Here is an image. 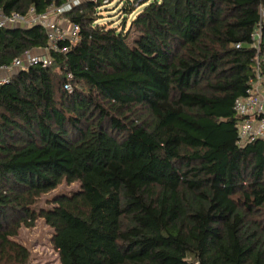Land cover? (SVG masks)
<instances>
[{
	"label": "trees",
	"instance_id": "16d2710c",
	"mask_svg": "<svg viewBox=\"0 0 264 264\" xmlns=\"http://www.w3.org/2000/svg\"><path fill=\"white\" fill-rule=\"evenodd\" d=\"M110 3L65 11L79 39L0 84V264H32L16 236L38 217L61 264H264V138L240 145L234 108L264 72V0ZM48 45L41 25L1 27L0 65ZM63 182L80 187L38 209Z\"/></svg>",
	"mask_w": 264,
	"mask_h": 264
},
{
	"label": "built area",
	"instance_id": "2783aa9c",
	"mask_svg": "<svg viewBox=\"0 0 264 264\" xmlns=\"http://www.w3.org/2000/svg\"><path fill=\"white\" fill-rule=\"evenodd\" d=\"M80 2L81 0H67L66 3L59 6L52 3L42 13L36 12L34 7H31L26 13L18 11L10 13L0 12V28L38 24L45 29L49 42V45L42 49L44 50L43 52L27 51L24 55L15 57L11 63L0 65V84L7 83L16 70L38 63L44 66L51 65L50 49L66 52L68 46H60L59 41L69 40L74 43L79 39V25L71 22L66 17L64 21H61L60 16H64L65 11L70 10ZM103 2L110 3V0H103ZM255 39L258 42L259 33H256ZM236 46H240V44ZM65 87L70 89L69 84H66ZM234 108L242 117L236 124L239 144L244 146L257 138H264V72L259 62L255 68L254 75L248 82L246 93L235 100ZM194 264H199V262L195 261Z\"/></svg>",
	"mask_w": 264,
	"mask_h": 264
},
{
	"label": "rangeland",
	"instance_id": "374dc122",
	"mask_svg": "<svg viewBox=\"0 0 264 264\" xmlns=\"http://www.w3.org/2000/svg\"><path fill=\"white\" fill-rule=\"evenodd\" d=\"M142 6L143 5L138 6L133 12V15L139 12ZM101 10L103 16L99 19L101 23H109L114 27H117L120 24L122 20V13L118 11V7H115L110 3L108 6L102 7ZM131 16H128V18ZM60 18L61 21L65 20V16L63 15H61ZM128 25L129 24L126 26L127 28ZM134 33V31L131 32L133 36ZM79 187V182H63L54 190L43 195L37 203V208L40 209L42 207H48L51 205L48 200L54 195L60 193H69L77 190ZM53 233V228L47 224L45 219L43 217H38L33 225L22 226L18 235L16 236V239L29 248L32 264H61L59 252L55 248L52 241Z\"/></svg>",
	"mask_w": 264,
	"mask_h": 264
},
{
	"label": "crops",
	"instance_id": "0c3cea01",
	"mask_svg": "<svg viewBox=\"0 0 264 264\" xmlns=\"http://www.w3.org/2000/svg\"><path fill=\"white\" fill-rule=\"evenodd\" d=\"M37 52H43L44 50H42V49H39V50H36Z\"/></svg>",
	"mask_w": 264,
	"mask_h": 264
}]
</instances>
